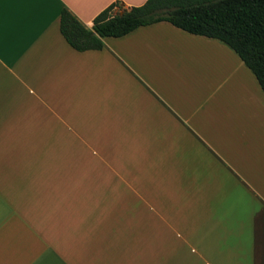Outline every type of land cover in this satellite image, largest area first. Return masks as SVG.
I'll return each mask as SVG.
<instances>
[{"label":"crops","instance_id":"obj_1","mask_svg":"<svg viewBox=\"0 0 264 264\" xmlns=\"http://www.w3.org/2000/svg\"><path fill=\"white\" fill-rule=\"evenodd\" d=\"M116 1L147 0L3 6L0 128L48 117L54 139L0 157V264H211L220 239L264 264L259 82L227 45L169 22L101 50L67 43L64 8L91 28Z\"/></svg>","mask_w":264,"mask_h":264},{"label":"trees","instance_id":"obj_2","mask_svg":"<svg viewBox=\"0 0 264 264\" xmlns=\"http://www.w3.org/2000/svg\"><path fill=\"white\" fill-rule=\"evenodd\" d=\"M158 22L227 45L264 93V0H147L129 8L116 1L94 18L91 28L64 8L60 32L72 48L83 52L101 50L105 38L123 37Z\"/></svg>","mask_w":264,"mask_h":264},{"label":"rangeland","instance_id":"obj_3","mask_svg":"<svg viewBox=\"0 0 264 264\" xmlns=\"http://www.w3.org/2000/svg\"><path fill=\"white\" fill-rule=\"evenodd\" d=\"M116 11L119 10L116 9ZM27 113L29 114L30 111L27 110ZM9 121L12 123L11 126L0 128V143H3L0 145V157L1 155L7 157L6 153L10 148L11 151L15 148L14 153L17 152L18 154L52 153V145L49 144L48 148V141H52L54 135L47 132V128L53 126V123L50 122V118H33L32 123L37 122L36 126H23L26 125L27 121L25 117L21 116L17 118L13 115ZM3 159V161L6 160V158ZM237 255H239V251L233 246V243L229 244V242L221 239L219 241L217 240V245L215 244L207 250V259L211 264H235L238 261L236 262L232 259ZM249 256L250 254H248L247 251L242 252L238 256L244 258V260L240 261V264H251L253 260ZM195 257L196 256H192L191 258L194 259ZM180 264H205V262L199 260L197 262L189 261L188 263L180 262Z\"/></svg>","mask_w":264,"mask_h":264},{"label":"snow or ice","instance_id":"obj_4","mask_svg":"<svg viewBox=\"0 0 264 264\" xmlns=\"http://www.w3.org/2000/svg\"><path fill=\"white\" fill-rule=\"evenodd\" d=\"M47 0H0V34H2V28H3V15H2V9L5 3H14L22 7H40L44 3H46Z\"/></svg>","mask_w":264,"mask_h":264}]
</instances>
